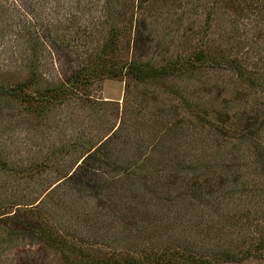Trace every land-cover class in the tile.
<instances>
[{"label":"trees","instance_id":"obj_1","mask_svg":"<svg viewBox=\"0 0 264 264\" xmlns=\"http://www.w3.org/2000/svg\"><path fill=\"white\" fill-rule=\"evenodd\" d=\"M61 1L65 0H0V120L12 133L0 144V173L17 177L14 182L20 186L25 173L37 175L39 165L46 170L51 157L75 156L65 171L55 168L57 183L46 185L31 202L13 200L14 194L0 202L1 222L10 223L6 235L0 234V254L7 236L48 247L59 264H264V0H71L64 15ZM48 6L54 9L53 16L45 12ZM5 42L27 51L21 54L18 69H11L15 52L9 53ZM203 69L220 70L242 82L236 98L226 102L247 103L240 106L241 112L236 110L216 124L214 132L220 143H231L238 151L243 148L241 155L229 150L230 162L223 156V162L216 157L191 160L177 149L166 160L171 161L169 166L160 165L152 152L165 137L171 135L172 140L176 130H184L183 116L190 117L194 126L204 122L197 112L200 96L213 92L198 90V84L188 98L173 83L180 76L195 78ZM107 78L152 85L176 97L170 110L177 107L180 118L167 120L152 133L147 146L143 136L123 132V120L121 125L109 124L106 133H92L95 122L81 111L88 107L93 86ZM224 93L226 88L220 85L214 98ZM3 109L11 113L10 119ZM18 135L23 137L16 143ZM50 139H56V149L44 150ZM129 141L137 144L136 150L124 151L122 145ZM8 143L22 149L12 150ZM28 148L39 162L24 163L31 156L22 158L21 152ZM148 148L153 150L146 152ZM141 157L144 162L137 163ZM161 170L167 191L184 189V201L192 206H220L222 240L212 254L194 251L188 240L163 247L98 249L75 231L65 230L63 220H51L62 214L55 195L61 194V184L65 189L88 188L84 193L90 199L103 181L108 201L111 195L128 200L123 206L112 201L110 208L122 213L128 220L124 224H137L146 218L131 213L140 203V189L134 186L153 191ZM212 177L214 189L204 190L208 184L213 188ZM216 191V198L207 199ZM235 198L240 205L233 212L223 210Z\"/></svg>","mask_w":264,"mask_h":264},{"label":"rangeland","instance_id":"obj_2","mask_svg":"<svg viewBox=\"0 0 264 264\" xmlns=\"http://www.w3.org/2000/svg\"><path fill=\"white\" fill-rule=\"evenodd\" d=\"M67 2H71V0L60 2L62 15L67 10ZM53 11L54 9L48 6L45 12H49L53 16ZM59 16H61V13ZM5 46L9 47L7 49L9 53H12V50L15 52L11 58V69H18V64L22 57L21 54L27 53L26 49L17 45L15 42H10V44L5 42ZM193 81L196 83L193 84ZM173 83L188 98L196 90L193 86L198 84H201L198 86L200 88L198 90L202 88L205 93L212 91L213 94L209 96L205 94L203 97L199 95L201 101H199L197 112L200 114V117L204 118L202 125L198 122L194 126L195 123L190 120V117L186 116L185 118L183 116L181 119L184 120L182 123L184 130H176L174 133L175 138L172 139L173 141L171 140V135H169L170 137H165L163 144L154 148L156 151L152 153L156 161H160V165L163 163L169 166L171 161L166 160L169 159V156L175 154L177 149L185 153L191 160L195 158L200 160L201 158L208 159L216 157L223 162V156L225 157V161L229 160L230 162L232 161L233 155L229 150H234L240 156L243 148H240L238 151L232 147L231 143H220V138L216 137L214 132L216 124L218 125L221 121L226 120L227 116L232 117L236 110L241 112L242 109H240V106L247 103V101L242 99L236 100L234 103L226 102L236 98L235 94L243 86L242 82L235 80L233 76L231 78L227 77L226 73L220 72V70L210 71L203 69L201 72L195 74V78L180 76ZM214 83H216L217 87L213 86ZM136 84L134 81L107 78L93 86L89 101L86 102V106L88 107H86L87 109L84 107L81 111V114L86 115L89 122H95L92 133H106V128L109 124L118 125L123 120V132L126 130V133L137 136L138 139H141V136H143L145 139L143 144L147 146L153 135L152 133L161 128L167 120H171L174 117L176 119L180 118V111L177 107L175 109L173 105V109L170 110L171 103L178 102L176 97L168 96L152 85ZM220 85L225 86L227 93L215 99V92H220ZM187 92L190 93L188 94ZM196 94L197 91L195 92ZM191 98L190 100H193ZM137 104H140L144 108L141 109ZM135 105L138 108L136 110L134 109ZM3 110L5 112L4 115L10 119L11 113H8L5 109ZM126 111L127 113H125ZM220 111L224 112L220 114ZM6 124L1 123L0 120V144L6 142V140L9 141V137L12 136V133L5 129ZM12 124L16 126V121H12ZM20 136H17L16 143L22 140L23 136ZM55 142L56 139H50L43 146L44 150L56 149ZM16 143H8L9 148L11 147L12 150H15L22 146L12 147ZM20 148L22 149V147ZM122 148L127 152L133 151L137 149V144L134 141H129L128 144L122 145ZM152 150L148 148L146 152ZM33 152L35 151L29 148L23 149V152H21L22 158L31 156ZM33 156L28 158L24 163L39 162V158L32 159ZM72 157L71 159L67 154L61 158L60 156L51 157V160H48L49 163H46L44 166L46 170L39 165L43 169L39 168L40 172L37 175L32 173L28 177V174L25 173L23 175L24 181H22L20 186L14 182V179L17 177L10 178L13 175L11 176L9 172L3 170L4 172L0 173V202L5 198H11L9 196L13 194V200L21 201L20 199H22L23 201L21 202H31L32 198L41 192L46 185L56 181L57 170L58 172H61V170L65 171L73 163L75 156ZM150 160L146 162L150 163ZM143 162V157L137 159V163ZM190 163L188 164L191 165ZM200 163L203 166L206 164L203 161ZM159 173L157 177L159 184L151 187V189L154 188L153 191L150 188L145 189L138 185L134 186L135 190L140 189L139 194H137V199L140 203L131 213L136 216L143 213V216L146 218H140L137 224H124L128 220L122 219V213L117 214L110 208V206L112 207L114 205L112 201H115L116 204L118 203L119 206H123L124 202L128 200L125 197L119 198L112 197L111 195L109 198L112 201H108V197L106 196L108 191L103 181L99 182V189L95 191V196H90V199L85 195V193L89 192L85 190L88 188L82 186L78 187L79 189L77 187L65 189L64 185L61 184L58 188L61 194H55L56 197L51 193L50 196L56 197V200L60 199L61 204H58V206L62 208V214L59 216L53 215L51 220L54 222L63 220V226L66 227L65 230L75 231L81 239L92 241V246L98 249L102 248L103 245H106V250H111L113 247L135 249L139 246L143 247L146 244H156L163 247L170 246L173 243L176 244L177 241L186 242L188 240L189 242L187 241V244L192 246L193 249L195 248L194 251L200 250L207 254H212L213 250L220 246V240H222L220 238V206L211 207L207 205L199 207V205H190L187 201H184V189L175 188L176 190H172L171 192L167 191L166 188L169 186L165 185L167 183L164 177V170L159 171ZM16 176H18L17 173ZM150 176L149 178H151ZM18 180L20 182V179ZM60 181L62 183L63 179L58 182ZM211 183L213 188L208 184L204 190L214 189L215 183L213 182V177L211 178ZM159 185L162 186L160 187ZM70 187H73V185ZM73 190L77 194L72 195ZM218 193L216 191L209 195L207 194L206 197L207 199L216 198ZM43 194L45 193H42L40 196ZM175 196H177L176 200ZM171 197L173 200H171ZM162 198L169 199L162 201ZM238 205H240V201L236 199L231 201L229 205H224L223 210L229 208L228 211L233 212L232 210L237 208ZM97 206L102 208H98ZM123 213L127 214L129 212L124 210ZM6 228H10V223L3 224L0 219L1 236L6 235V231L4 233V229ZM5 238L7 242H5V251L3 250L0 254V264H59V259L55 258L53 252L42 244L33 242V240L10 239L7 236ZM51 259H53L52 262L48 263ZM177 264L181 263L178 262Z\"/></svg>","mask_w":264,"mask_h":264}]
</instances>
